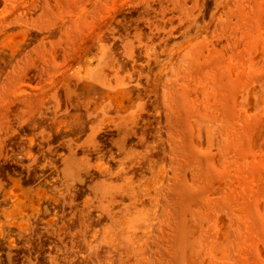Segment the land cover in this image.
I'll list each match as a JSON object with an SVG mask.
<instances>
[{
  "label": "rangeland",
  "instance_id": "obj_1",
  "mask_svg": "<svg viewBox=\"0 0 264 264\" xmlns=\"http://www.w3.org/2000/svg\"><path fill=\"white\" fill-rule=\"evenodd\" d=\"M0 264H264V0H0Z\"/></svg>",
  "mask_w": 264,
  "mask_h": 264
}]
</instances>
